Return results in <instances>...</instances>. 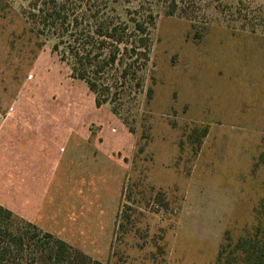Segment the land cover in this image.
<instances>
[{
	"label": "rangeland",
	"instance_id": "rangeland-1",
	"mask_svg": "<svg viewBox=\"0 0 264 264\" xmlns=\"http://www.w3.org/2000/svg\"><path fill=\"white\" fill-rule=\"evenodd\" d=\"M51 110L116 150L127 188L121 231L100 196L99 214L75 215L72 248L102 264H217L228 244L226 260L264 219V0H0V113L18 126Z\"/></svg>",
	"mask_w": 264,
	"mask_h": 264
},
{
	"label": "crops",
	"instance_id": "crops-1",
	"mask_svg": "<svg viewBox=\"0 0 264 264\" xmlns=\"http://www.w3.org/2000/svg\"><path fill=\"white\" fill-rule=\"evenodd\" d=\"M29 114L21 115L27 121L11 126L0 113V206L69 245L67 233L75 225V215L80 220L81 214H99L97 199L102 196L105 205L100 209L106 227L114 225V218L116 227L114 206L120 192L123 200L124 190L122 163L108 162V155L116 150L107 151V145L90 142L89 129L74 125L70 111ZM65 116H71L72 125L58 126L59 118ZM31 122L36 123L34 128ZM48 124L52 128L46 132ZM116 166L121 168L118 175ZM114 182L110 201L109 185ZM92 222L91 227L98 230L97 221Z\"/></svg>",
	"mask_w": 264,
	"mask_h": 264
},
{
	"label": "trees",
	"instance_id": "trees-1",
	"mask_svg": "<svg viewBox=\"0 0 264 264\" xmlns=\"http://www.w3.org/2000/svg\"><path fill=\"white\" fill-rule=\"evenodd\" d=\"M56 9L57 12H54V7L53 11L44 15L43 23L39 22L38 25L41 24L43 28L48 21L52 22L51 26L55 25V22L60 20L59 14L63 6H58ZM101 36L113 40L111 34ZM116 43L122 44V41ZM78 80L85 82L89 90L94 92V85L82 75ZM100 104L95 101L96 107L99 108ZM204 133L206 130L203 131ZM126 189L125 186L123 199L126 198ZM120 215L121 212L117 215L115 234L122 229L119 223ZM228 248H230L228 244L220 247L217 264H264V219L256 216L253 231L239 238L234 243L230 255L223 260L225 250ZM29 257L30 259H27ZM28 261L29 264H102L0 206V264H22V262L28 264Z\"/></svg>",
	"mask_w": 264,
	"mask_h": 264
}]
</instances>
